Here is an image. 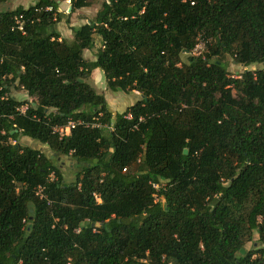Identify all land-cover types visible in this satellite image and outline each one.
I'll use <instances>...</instances> for the list:
<instances>
[{"label": "trees", "instance_id": "obj_1", "mask_svg": "<svg viewBox=\"0 0 264 264\" xmlns=\"http://www.w3.org/2000/svg\"><path fill=\"white\" fill-rule=\"evenodd\" d=\"M32 1L0 9V264H264V0H103L70 40ZM97 68L141 97L113 111Z\"/></svg>", "mask_w": 264, "mask_h": 264}, {"label": "rangeland", "instance_id": "obj_2", "mask_svg": "<svg viewBox=\"0 0 264 264\" xmlns=\"http://www.w3.org/2000/svg\"><path fill=\"white\" fill-rule=\"evenodd\" d=\"M103 0H88L90 3L89 6L76 9L74 12H70L71 7V0H59V12L62 14V20L57 23L56 27L61 31V36L65 39H72L73 34L70 28V25H79L84 22H87L90 19H93L96 16L97 11L101 8V2ZM32 0H5L4 2L0 3V9H14L18 5H23L25 7L32 4ZM97 38V37H96ZM204 44V40L199 38L196 49L194 50L193 54L203 53L206 50ZM95 51L91 50V53L86 51L87 58L90 56H94ZM186 57V55H184ZM224 61L228 65V69L231 75L240 74L245 68L242 65H239L234 61V58L230 54H226L224 57ZM262 64L254 63L250 67L255 69L257 67H261ZM91 84L100 92L104 93L105 96L109 99L112 106L116 109H120V101L121 103L124 102L123 106L133 104L135 102L136 93L133 90L129 91H112L107 87L105 84L104 76L100 72L90 78ZM10 94L15 96L19 100H28L32 101L34 98L29 96L22 87L18 85V83L13 84ZM125 100L128 102H125ZM20 142L25 145H30L35 148H39L44 151L47 155L52 156L51 149L47 146L42 144L41 142L32 139L29 136H21ZM54 162L61 168L64 178L67 182H71L75 178L76 172L79 168L74 164L73 158L71 156H64L54 158ZM259 245V234L254 231L253 237L251 241L246 242L245 249L250 250Z\"/></svg>", "mask_w": 264, "mask_h": 264}, {"label": "built area", "instance_id": "obj_3", "mask_svg": "<svg viewBox=\"0 0 264 264\" xmlns=\"http://www.w3.org/2000/svg\"><path fill=\"white\" fill-rule=\"evenodd\" d=\"M15 22L17 24V28L21 29V30H24V27H23V23H24V20H23V17L22 15H19V16H16L15 17ZM196 49V47H195ZM194 49V50H195ZM194 53V51H193ZM200 54V53H199ZM243 66V65H242ZM244 67V66H243ZM245 68V67H244ZM239 74H236V75H233L235 77H237ZM23 110L25 109V107L22 108ZM77 122L73 121V120H70V122L66 125V126H62V127H58L56 128V130H58L61 134H69L71 129L76 125ZM109 127V126H108ZM111 128V126L109 127ZM154 186L158 189L160 187V184L156 183L154 184ZM41 190V189H40Z\"/></svg>", "mask_w": 264, "mask_h": 264}, {"label": "crops", "instance_id": "obj_4", "mask_svg": "<svg viewBox=\"0 0 264 264\" xmlns=\"http://www.w3.org/2000/svg\"><path fill=\"white\" fill-rule=\"evenodd\" d=\"M58 30H59V29H58ZM59 31H60V30H59ZM60 32H61V31H60ZM87 50H88L89 53H91V50H89V49H87ZM87 50L84 51V56H85L86 58H87V56H86V51H87ZM93 50L95 51V48H94ZM87 59H92V60L95 59V54H94V56H90V58H87ZM99 72H100L101 74H103V76H104V81H105V84H106V77H105L103 71H101L99 68H97V69L94 70V72H93V74H92V77H93V76H96V74L99 73ZM133 91L136 93V97H135L136 100H135V101H137V100L141 97V94H140L137 90H133ZM104 93H105V92H104ZM106 99H107V102H108L110 108H111L113 111H115V112H121V111H123L126 107H128L129 105H131V104H129V105L126 104V106H123V107H122V105L124 104V102L121 103V101H120V104H119V105H120V106H119L120 109H116L115 107L112 106L111 102L109 101V99H108L107 97H106ZM125 102H127V101L125 100ZM127 103H128V102H127ZM134 103H135V102H134Z\"/></svg>", "mask_w": 264, "mask_h": 264}, {"label": "water", "instance_id": "obj_5", "mask_svg": "<svg viewBox=\"0 0 264 264\" xmlns=\"http://www.w3.org/2000/svg\"><path fill=\"white\" fill-rule=\"evenodd\" d=\"M184 152H187V149H185ZM93 224H94V223H93ZM241 252L244 253V252H245V249L242 248V249H241Z\"/></svg>", "mask_w": 264, "mask_h": 264}]
</instances>
